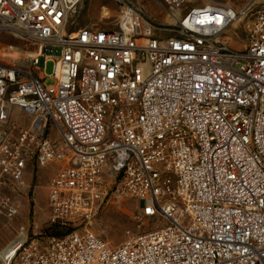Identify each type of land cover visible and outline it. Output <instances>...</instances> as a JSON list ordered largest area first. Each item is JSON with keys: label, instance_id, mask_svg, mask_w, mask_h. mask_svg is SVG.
I'll use <instances>...</instances> for the list:
<instances>
[{"label": "built area", "instance_id": "obj_1", "mask_svg": "<svg viewBox=\"0 0 264 264\" xmlns=\"http://www.w3.org/2000/svg\"><path fill=\"white\" fill-rule=\"evenodd\" d=\"M112 1L74 28L83 0H0L26 64L0 51V215H18L4 189L28 167L57 166L47 232L20 229L3 264H264V9L235 50L244 9L154 0L159 22ZM114 197L148 226L117 246L93 231Z\"/></svg>", "mask_w": 264, "mask_h": 264}, {"label": "rangeland", "instance_id": "obj_2", "mask_svg": "<svg viewBox=\"0 0 264 264\" xmlns=\"http://www.w3.org/2000/svg\"><path fill=\"white\" fill-rule=\"evenodd\" d=\"M144 10L159 22L166 21V14L156 5L154 0H127ZM159 1V0H158ZM207 2L226 4L234 10L244 9L248 15L243 21L231 26L225 32V40L235 50H243L248 43L247 24L253 17L264 9V0H197L202 5ZM108 8H115L112 0H83L80 13L76 17V26L95 27L94 25L107 23L102 18L109 14ZM108 27V26H103ZM0 51L5 52L8 62L17 65H26L24 62V47L22 43L11 35H0ZM53 61L45 63L42 71L50 75ZM45 84H51L52 79H44ZM57 170L56 165L45 168L32 165L28 167L25 186L20 190L4 189L8 195L15 197L19 204L18 215L7 219L0 215V252L11 244L18 236L20 229L29 237H35L47 232V184ZM139 206L129 197L113 198L102 208L93 231L100 238L112 246L119 245L127 235L147 229L145 225L139 226ZM1 264V262H0Z\"/></svg>", "mask_w": 264, "mask_h": 264}, {"label": "bare ground", "instance_id": "obj_3", "mask_svg": "<svg viewBox=\"0 0 264 264\" xmlns=\"http://www.w3.org/2000/svg\"><path fill=\"white\" fill-rule=\"evenodd\" d=\"M166 19L169 20L167 16H166ZM8 247H10V244L8 246H6L5 248H3V250L0 252V262H1V264H3V261L5 259L4 256L7 253Z\"/></svg>", "mask_w": 264, "mask_h": 264}]
</instances>
